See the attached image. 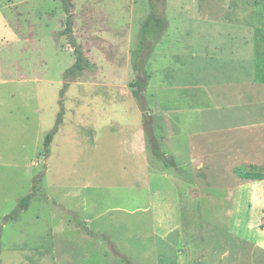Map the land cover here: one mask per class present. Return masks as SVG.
Listing matches in <instances>:
<instances>
[{
  "label": "rangeland",
  "instance_id": "1",
  "mask_svg": "<svg viewBox=\"0 0 264 264\" xmlns=\"http://www.w3.org/2000/svg\"><path fill=\"white\" fill-rule=\"evenodd\" d=\"M149 14L0 0V264H264V0H164L137 71Z\"/></svg>",
  "mask_w": 264,
  "mask_h": 264
},
{
  "label": "trees",
  "instance_id": "2",
  "mask_svg": "<svg viewBox=\"0 0 264 264\" xmlns=\"http://www.w3.org/2000/svg\"><path fill=\"white\" fill-rule=\"evenodd\" d=\"M150 3V14L147 17V19L144 21L141 30H140V38H139V52L136 56V61L138 62L136 64V70L139 71L142 69V64L145 62L147 57L149 56L150 52L154 49L155 44L160 39L162 34L165 32L167 28V21L165 19L164 14V0H149ZM64 12L67 16L66 20V28L65 32L69 36L72 47H73V53L75 55V62L72 65L70 69L66 71L67 74L73 73V72H82L83 70L88 68V65L84 63L82 59V53L79 49V47L75 44L73 38L71 37V14L67 6V2L64 1ZM137 97V95L135 94ZM61 117V115H60ZM60 117L55 123L54 128L52 131L46 135L44 140V149L47 151L50 143L52 141L53 135H55L58 132L59 126L61 124ZM253 170L247 171V172H238V175L241 179L244 180H264V172H258L255 170V166H251ZM30 200V196H27L23 199H21V206L25 207Z\"/></svg>",
  "mask_w": 264,
  "mask_h": 264
},
{
  "label": "crops",
  "instance_id": "3",
  "mask_svg": "<svg viewBox=\"0 0 264 264\" xmlns=\"http://www.w3.org/2000/svg\"><path fill=\"white\" fill-rule=\"evenodd\" d=\"M0 69H1V65H0ZM260 113H262V112H260ZM256 118H258V119H263L264 118V115H263V113H262V115L261 116H257ZM139 131L140 132H142L141 131V129H139ZM141 134V133H140ZM139 136V135H138ZM137 136V137H138ZM249 136V137H248ZM136 137V139L137 140H139L138 138ZM248 137V138H247ZM251 137V140L252 141H256V143H257V141H258V143H257V145L256 146H260V145H262V143H261V141H264V121L263 122H261V123H259V124H257V126L256 127H251V128H249V130H248V134H247V136H246V133H245V131H244V138H243V143H245L246 142V140H249V138ZM136 143V142H135ZM247 143V142H246ZM264 143V142H263ZM248 144V143H247ZM133 145L134 146H136V144H134V141H133ZM253 147H242V150H245V149H251V150H255V151H253L251 154H249V160H250V165L251 166H257V165H264V146L263 147H261V148H253ZM237 149V148H236ZM259 150H261V151H259ZM241 157L243 158V159H246V157H248L247 156V154L245 153V154H243V155H241Z\"/></svg>",
  "mask_w": 264,
  "mask_h": 264
}]
</instances>
